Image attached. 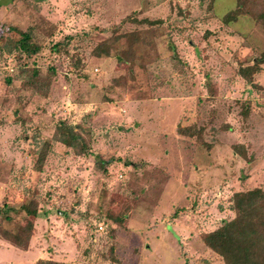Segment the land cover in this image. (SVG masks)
Masks as SVG:
<instances>
[{
    "label": "rangeland",
    "instance_id": "obj_1",
    "mask_svg": "<svg viewBox=\"0 0 264 264\" xmlns=\"http://www.w3.org/2000/svg\"><path fill=\"white\" fill-rule=\"evenodd\" d=\"M236 6L0 0V264H223L200 235L234 217L232 194L264 190V25L223 23ZM59 121L87 155L55 140ZM30 223L26 247L4 236Z\"/></svg>",
    "mask_w": 264,
    "mask_h": 264
},
{
    "label": "trees",
    "instance_id": "obj_2",
    "mask_svg": "<svg viewBox=\"0 0 264 264\" xmlns=\"http://www.w3.org/2000/svg\"><path fill=\"white\" fill-rule=\"evenodd\" d=\"M237 6L227 12L222 17V22L228 24L235 22L239 16L248 15L255 21L264 25V0H236ZM7 32H15L16 37L12 38L15 50L28 56H33L39 51V47L32 42L30 31H21L17 28H8ZM94 55L100 57L103 53H108L100 45L94 49ZM119 62L127 63L123 59ZM260 60H256L254 65L246 68H240L239 74L250 80L253 72L259 69ZM32 76H38V70H32ZM193 126H187L184 129L179 128L177 132L181 135L193 137L200 133L201 129L194 130ZM55 140L71 149L72 152L79 155H87L89 146L85 139L77 132L76 127L64 121H59L55 127ZM49 143L45 142L36 159L34 170L40 172L46 159ZM236 153V151H235ZM237 154V153H236ZM231 210L234 217L223 221L221 225L214 230L200 235L201 241L208 250L219 256L223 264H264V190L253 188L243 192H235L231 196ZM24 212L31 217L37 216L36 203L31 201L22 207ZM124 218H120L122 223ZM33 226L27 224L25 241L11 236L4 232L7 239L13 237L15 246H27L32 235ZM24 244V245H23Z\"/></svg>",
    "mask_w": 264,
    "mask_h": 264
},
{
    "label": "crops",
    "instance_id": "obj_3",
    "mask_svg": "<svg viewBox=\"0 0 264 264\" xmlns=\"http://www.w3.org/2000/svg\"><path fill=\"white\" fill-rule=\"evenodd\" d=\"M20 252H22V253H24V254H25V250H24V251H20Z\"/></svg>",
    "mask_w": 264,
    "mask_h": 264
}]
</instances>
